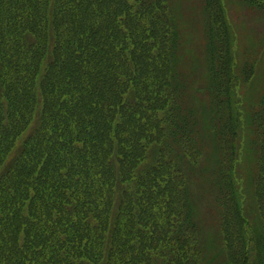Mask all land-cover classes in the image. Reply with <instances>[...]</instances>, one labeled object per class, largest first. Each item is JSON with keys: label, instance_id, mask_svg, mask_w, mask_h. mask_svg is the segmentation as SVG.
<instances>
[{"label": "rangeland", "instance_id": "374dc122", "mask_svg": "<svg viewBox=\"0 0 264 264\" xmlns=\"http://www.w3.org/2000/svg\"><path fill=\"white\" fill-rule=\"evenodd\" d=\"M140 1L0 0V264H264V0Z\"/></svg>", "mask_w": 264, "mask_h": 264}, {"label": "trees", "instance_id": "16d2710c", "mask_svg": "<svg viewBox=\"0 0 264 264\" xmlns=\"http://www.w3.org/2000/svg\"><path fill=\"white\" fill-rule=\"evenodd\" d=\"M142 4H146V3H148V4H151V3H153L154 2V0H141L140 1ZM172 24V23H171ZM206 30V32H207V34H206V37H207V45H208V64H209V70H208V72H209V81H210V84H212V83H215V81H216V79L217 78H219L220 76L219 75H222V68H221V65H222V60H221V54H220V50L218 49V48H216L215 46H216V44L215 45H213V43H214V40L211 38V44H210V42L208 41L210 38V36H213L212 34H213V27H212V23H210V21H208L207 22V29H205ZM208 30V31H207ZM212 32V33H211ZM176 37H177V35H176ZM176 43V42H175ZM173 44V43H172ZM176 45H177V43H176ZM176 48L177 47H173L172 46V48H171V50H170V47H169V57H170V59H171V61H175V54H176ZM1 67H2V65H0V80H1V76H2V70H1ZM171 81H177L178 82V84H177V88H179L180 89V91H181V85H180V83H181V81H180V77L178 78V76L176 75V74H173V76H172V79H171ZM174 84V83H173ZM177 88H175V89H177ZM208 89H210V86L208 87ZM208 92H209V90H208ZM2 93V88H1V81H0V94ZM233 93V92H232ZM176 95L178 96V93L176 92ZM179 97V96H178ZM175 99H176V97H175ZM177 101V100H176ZM228 109H227V111L224 113V116L226 117L227 116V114H228V118L231 120V121H233V122H237L238 121V118H239V116H238V113H237V109H236V107L235 108H233L234 106L233 105H235V100L229 95L228 96ZM256 107H258V111H264V97L259 101V104L256 106ZM257 116H259L261 119H263L264 118V116H262L261 114L260 115H257ZM224 123L222 122V121H220V120H215V122H214V132H215V130H216V132H217V127H215V125H219V127L220 126H222ZM218 127V128H219ZM223 127V126H222ZM224 128V127H223ZM222 128V129H223ZM213 132V133H214ZM216 135H218V134H216ZM223 135H224V133H223ZM219 142H221V140H219ZM180 144V148H181V143H179ZM163 147H165V144H163ZM185 158H186V156H184ZM156 165H157V163H152L151 161H150V158L148 159V161L147 162H145V163H143L142 164V168H141V170L139 171V173H138V177H140V176H142V175H145V174H148V173H150V171L151 170H154V169H156L157 167H156ZM221 167V166H220ZM221 170V168L219 169V171ZM183 174H185L184 173V171H183ZM122 193V192H121ZM248 195V197L249 198H251L250 196H251V193H249V194H247ZM187 197L188 196H186V194H185V198H186V206H188V210H187V213H186V219H187V224H188V226H187V228H195V226L193 225V224H195L193 221H192V214H193V211H192V208H191V206H190V201L188 202V200H187ZM118 205V204H117ZM117 205H116V207H117ZM116 216L117 215H115L113 218H112V224H114V226H113V228L115 227V223H116ZM113 228H111L112 230H111V232H110V234L108 235V238H111L113 235ZM259 229V228H258ZM258 229H257V231H258ZM259 230H261V229H259Z\"/></svg>", "mask_w": 264, "mask_h": 264}]
</instances>
